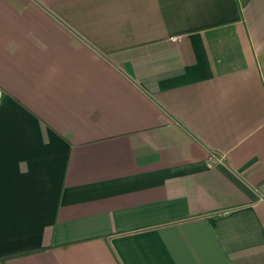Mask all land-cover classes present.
Masks as SVG:
<instances>
[{
	"label": "crops",
	"instance_id": "0c3cea01",
	"mask_svg": "<svg viewBox=\"0 0 264 264\" xmlns=\"http://www.w3.org/2000/svg\"><path fill=\"white\" fill-rule=\"evenodd\" d=\"M241 3L0 0V264H264V0Z\"/></svg>",
	"mask_w": 264,
	"mask_h": 264
},
{
	"label": "built area",
	"instance_id": "2783aa9c",
	"mask_svg": "<svg viewBox=\"0 0 264 264\" xmlns=\"http://www.w3.org/2000/svg\"><path fill=\"white\" fill-rule=\"evenodd\" d=\"M174 41H179L180 39L178 38H173ZM3 96V91L0 90V98ZM224 157L221 155H217V154H211V156H209V159L206 160L208 166H214L217 163H223L224 162Z\"/></svg>",
	"mask_w": 264,
	"mask_h": 264
},
{
	"label": "trees",
	"instance_id": "16d2710c",
	"mask_svg": "<svg viewBox=\"0 0 264 264\" xmlns=\"http://www.w3.org/2000/svg\"><path fill=\"white\" fill-rule=\"evenodd\" d=\"M247 3H248V0H242L241 7H244L245 5H247Z\"/></svg>",
	"mask_w": 264,
	"mask_h": 264
}]
</instances>
